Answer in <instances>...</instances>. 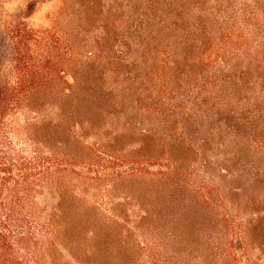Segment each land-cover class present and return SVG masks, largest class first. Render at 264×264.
I'll return each mask as SVG.
<instances>
[{
	"label": "rangeland",
	"instance_id": "1",
	"mask_svg": "<svg viewBox=\"0 0 264 264\" xmlns=\"http://www.w3.org/2000/svg\"><path fill=\"white\" fill-rule=\"evenodd\" d=\"M34 2L0 9V86L41 102L19 107L4 132L20 147L32 131L43 156L70 160L36 194L20 260L264 264V28L250 30L246 54L215 53L216 42L201 57L184 39L196 14H180L183 0ZM18 21L54 30L46 78L14 59L7 28ZM69 93L89 104L76 111ZM84 113L94 119L84 128L61 121Z\"/></svg>",
	"mask_w": 264,
	"mask_h": 264
},
{
	"label": "trees",
	"instance_id": "2",
	"mask_svg": "<svg viewBox=\"0 0 264 264\" xmlns=\"http://www.w3.org/2000/svg\"><path fill=\"white\" fill-rule=\"evenodd\" d=\"M35 0H27L26 12L32 11L36 5ZM183 0L179 5L180 14L186 5L190 6L196 14L193 25L187 24L188 32L184 39L203 45L201 57L213 43H218L217 50L229 47L241 55L246 54L249 47V33L261 31L264 28V0H212L211 5L207 1ZM225 2V3H223ZM192 3V5H190ZM5 0H0V9ZM183 8V9H181ZM202 13L208 14L209 23L202 24ZM244 15L245 17H243ZM183 16V15H182ZM185 22L183 17H180ZM247 22L250 24L246 38H243ZM188 23V22H187ZM13 40L15 54L14 59L19 67L31 70V73L39 78H46L50 73L51 58L50 47L54 41V30H38L29 26L25 21H18L7 28ZM215 29V30H213ZM246 46V48H245ZM212 47V46H211ZM35 49L37 51H35ZM37 52V53H35ZM34 54H37L35 58ZM92 52L88 53V59H93ZM36 60H35V59ZM73 76V75H72ZM74 79V76L72 77ZM28 75H23L17 80V85L28 83ZM37 95L32 92H24L17 86H0V264H25L20 260L19 251L24 240H31L32 230L27 217H40L36 209V194L46 187L45 178L49 174L60 173L66 170L68 157L58 155L43 156L40 144L32 131L28 144L16 147L8 135L4 132L7 118L12 116L19 107L32 104L38 108ZM70 102L75 105L76 111L79 105L87 107L89 101L85 93H79V97L68 94ZM73 114L69 118H63L66 124L72 121L74 125L84 128L83 123L94 122L91 113ZM15 116V115H13ZM35 124H38L36 122ZM32 126V124H31ZM31 126L28 128L30 130ZM76 128V127H75ZM71 134V133H70ZM74 130L72 135L78 136ZM48 142V141H47ZM48 147V144L46 145ZM142 165L134 167V171H142ZM48 184V183H47Z\"/></svg>",
	"mask_w": 264,
	"mask_h": 264
}]
</instances>
